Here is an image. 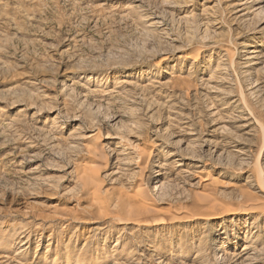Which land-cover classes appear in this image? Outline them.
I'll use <instances>...</instances> for the list:
<instances>
[{"label": "rangeland", "instance_id": "1", "mask_svg": "<svg viewBox=\"0 0 264 264\" xmlns=\"http://www.w3.org/2000/svg\"><path fill=\"white\" fill-rule=\"evenodd\" d=\"M0 264H264V0H0Z\"/></svg>", "mask_w": 264, "mask_h": 264}, {"label": "bare ground", "instance_id": "2", "mask_svg": "<svg viewBox=\"0 0 264 264\" xmlns=\"http://www.w3.org/2000/svg\"><path fill=\"white\" fill-rule=\"evenodd\" d=\"M198 56V54L197 53H194L193 55H191L189 58H191V57H197ZM199 57V56H198ZM263 149V148H262ZM263 151V150H262ZM152 174H156V171L155 172H153ZM90 177V176H89ZM92 179L93 178H87L86 179V183L88 182V183H90V185H91V183H92ZM84 180V179H83ZM94 180V179H93ZM94 183V182H93ZM160 183V182H159ZM155 184H157V183H155ZM94 186V185H93ZM131 207V206H130ZM134 207V206H133ZM135 208V207H134ZM133 209V208H132ZM136 210H140L141 211V208H136ZM137 211V212H138ZM255 212H257V208L256 207H252L251 208V211H250V213L249 214H251V215H253V214H255ZM145 213V212H144ZM134 217H136V216H134ZM140 217V216H139ZM205 219V215H199L197 218H196V221H203ZM67 255V254H66ZM65 262L67 263V256H66V258H65Z\"/></svg>", "mask_w": 264, "mask_h": 264}]
</instances>
